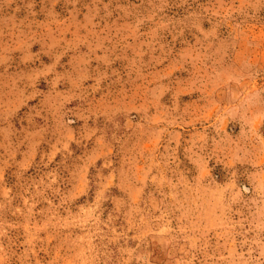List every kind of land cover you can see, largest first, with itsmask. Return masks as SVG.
<instances>
[{"label": "rangeland", "instance_id": "374dc122", "mask_svg": "<svg viewBox=\"0 0 264 264\" xmlns=\"http://www.w3.org/2000/svg\"><path fill=\"white\" fill-rule=\"evenodd\" d=\"M0 264H264V0H0Z\"/></svg>", "mask_w": 264, "mask_h": 264}]
</instances>
